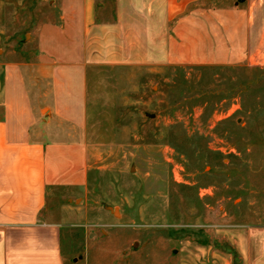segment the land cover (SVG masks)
Masks as SVG:
<instances>
[{"label":"rangeland","instance_id":"1","mask_svg":"<svg viewBox=\"0 0 264 264\" xmlns=\"http://www.w3.org/2000/svg\"><path fill=\"white\" fill-rule=\"evenodd\" d=\"M3 2L0 49L20 53L61 11ZM91 12V170L49 203L65 263L264 264V48L253 64L166 66L164 0Z\"/></svg>","mask_w":264,"mask_h":264},{"label":"crops","instance_id":"2","mask_svg":"<svg viewBox=\"0 0 264 264\" xmlns=\"http://www.w3.org/2000/svg\"><path fill=\"white\" fill-rule=\"evenodd\" d=\"M205 1L164 0L163 64L255 63L264 0ZM92 2L61 0L55 22L32 33L21 53L0 49V264H66L63 224L49 203L58 191L85 190L91 170Z\"/></svg>","mask_w":264,"mask_h":264}]
</instances>
